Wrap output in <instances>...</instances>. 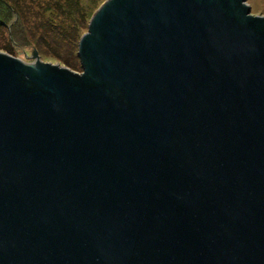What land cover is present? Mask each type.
Returning <instances> with one entry per match:
<instances>
[{
	"label": "water",
	"instance_id": "water-1",
	"mask_svg": "<svg viewBox=\"0 0 264 264\" xmlns=\"http://www.w3.org/2000/svg\"><path fill=\"white\" fill-rule=\"evenodd\" d=\"M0 51V264H264V14L108 0L82 73Z\"/></svg>",
	"mask_w": 264,
	"mask_h": 264
},
{
	"label": "rangeland",
	"instance_id": "rangeland-1",
	"mask_svg": "<svg viewBox=\"0 0 264 264\" xmlns=\"http://www.w3.org/2000/svg\"><path fill=\"white\" fill-rule=\"evenodd\" d=\"M106 1L108 0H0V51L30 64H35L36 60L32 58L35 51L40 61L46 60L82 73L78 44L80 38L88 32L92 16ZM246 2H250L253 13L264 14V0ZM77 7L84 13H93L84 21L82 28L81 24L76 27ZM7 18L17 20L13 27L9 26L10 21ZM41 22L46 25L42 27ZM71 27L77 28L78 33L71 32L74 29ZM12 33L24 45L15 43ZM71 39L73 44H70V49H66L67 46L62 40ZM63 60H67L71 66Z\"/></svg>",
	"mask_w": 264,
	"mask_h": 264
},
{
	"label": "trees",
	"instance_id": "trees-1",
	"mask_svg": "<svg viewBox=\"0 0 264 264\" xmlns=\"http://www.w3.org/2000/svg\"><path fill=\"white\" fill-rule=\"evenodd\" d=\"M78 3L79 2H77V5H78ZM95 5V4H94ZM77 14V25H76V27L77 26H79L80 24H81V28H82V26H83V23H84V21L87 19V18H90L91 16H92V12L90 11V12H86V13H84V12H82L81 10H80V8L79 7H77L76 8V11H75ZM8 19V21H10V24H9V26H12L13 27V23L15 22H17V20H15V19H9V18H7ZM8 23V22H7ZM16 24H14V26H15ZM41 25H42V27H44L45 25H46V23L45 24H43L42 22H41ZM41 27V28H42ZM71 28H74V29H72V30H70L71 32H76V34L78 33V31H77V28H75V27H71ZM56 30H58L59 31V29H56ZM69 30V29H68ZM13 35H12V39L14 40V42L15 43H17V44H19V45H24V44H20L17 40H16V37H15V33H12ZM73 36V35H72ZM63 41V44L64 45H66L67 47H66V49L68 48V49H70L71 48V46H70V44H73V41H72V39L71 40H62ZM75 48V47H74ZM52 52H53V54H56L53 50H51ZM37 52L39 53L40 51L37 49ZM72 53H73V50L71 51ZM39 55H40V53H39ZM57 55V54H56ZM58 56V55H57ZM58 58L60 59V57L58 56ZM65 63H68L69 64V62L67 61V60H63ZM67 65V64H66ZM70 66H71V64H69ZM69 65H67V66H69Z\"/></svg>",
	"mask_w": 264,
	"mask_h": 264
}]
</instances>
